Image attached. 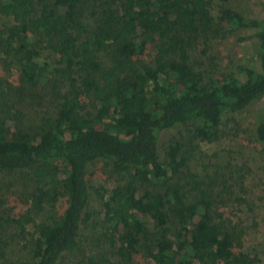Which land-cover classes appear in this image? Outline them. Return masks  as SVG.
<instances>
[{"label": "trees", "instance_id": "trees-1", "mask_svg": "<svg viewBox=\"0 0 264 264\" xmlns=\"http://www.w3.org/2000/svg\"><path fill=\"white\" fill-rule=\"evenodd\" d=\"M258 4L261 16L250 17L226 6L212 16L209 0H0V264H242L223 190L213 192L214 177L206 182L189 162L196 142L215 137L220 114L264 100ZM216 25L254 30L258 69L235 67L245 80L208 77L190 62ZM123 104L131 112L119 123ZM187 123L188 141L172 137L160 153V134ZM254 134L264 146V119ZM96 160L125 182L103 199L101 231L83 244L86 172ZM11 172L34 181L32 201L55 213L35 220L28 206L9 215L6 198L19 200L27 187L3 183ZM19 235L23 261L13 247Z\"/></svg>", "mask_w": 264, "mask_h": 264}, {"label": "rangeland", "instance_id": "rangeland-1", "mask_svg": "<svg viewBox=\"0 0 264 264\" xmlns=\"http://www.w3.org/2000/svg\"><path fill=\"white\" fill-rule=\"evenodd\" d=\"M259 0H209V11L216 16L222 6L238 11L244 16H261ZM219 33L210 36L205 42L198 39V45L190 50V62L192 65L208 77H227L230 75L245 80L246 74L236 70V66L244 65L258 69L256 57V40L253 29H238L227 31L220 25H216ZM127 52V50H124ZM8 79L15 83L14 72ZM91 104L87 103V107ZM43 111L38 108V113ZM29 112V111H28ZM131 109L123 104L119 123H123L130 115ZM99 111V118L102 116ZM32 114V113H31ZM37 114V113H35ZM259 118L264 119V100L254 102L248 108L236 113H223L219 116V128L215 137L209 141L196 142L192 150L189 167L208 182V176L214 177L213 192L223 190L222 213L225 225L240 233L234 251L239 255L242 264H264V146L254 134V128ZM29 125L34 124L35 116L24 118ZM99 125V123H97ZM193 124H179L164 130L159 137L158 150L162 152V146L167 140L174 137L180 141H188L192 136L190 130ZM110 163L96 160L86 172L88 185V200L83 216V222L79 225L78 239L81 243L84 238H89L93 231H101L102 201L110 190L125 182L123 177L109 172ZM25 173L11 172L2 175L3 183L15 185L26 184L23 197L19 200L9 195L5 201V209L9 215L19 218L25 214L27 207H31L32 217L37 220L54 214L55 208H47L41 198L32 201V187L35 182L29 177L23 179ZM18 187V186H16ZM33 204V206H32ZM46 208L40 213L36 212L37 205ZM62 206V200L56 202L57 211ZM36 214H34V212ZM30 215V214H29ZM141 217V214H136ZM24 218H22L23 220ZM26 224L27 222H23ZM32 231V224L25 226ZM25 243L21 235L15 238L13 247L16 257L25 260L28 253L22 245ZM142 263V261H140ZM58 264H71L66 257L60 258Z\"/></svg>", "mask_w": 264, "mask_h": 264}]
</instances>
